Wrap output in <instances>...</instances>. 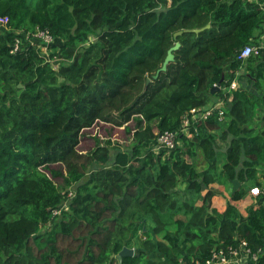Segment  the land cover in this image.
Returning <instances> with one entry per match:
<instances>
[{
	"label": "trees",
	"instance_id": "trees-1",
	"mask_svg": "<svg viewBox=\"0 0 264 264\" xmlns=\"http://www.w3.org/2000/svg\"><path fill=\"white\" fill-rule=\"evenodd\" d=\"M37 28L52 52L27 47ZM261 44L264 0H0V264H120L124 247L122 264H205L244 241L259 253L247 264H264V197L251 194L264 191V49L239 59ZM219 102L222 118L182 134L191 109ZM133 114L131 149L79 151L84 131ZM165 132L178 143L164 158ZM213 186L230 193L223 212ZM247 199L244 216L233 204Z\"/></svg>",
	"mask_w": 264,
	"mask_h": 264
},
{
	"label": "built area",
	"instance_id": "built-area-1",
	"mask_svg": "<svg viewBox=\"0 0 264 264\" xmlns=\"http://www.w3.org/2000/svg\"><path fill=\"white\" fill-rule=\"evenodd\" d=\"M257 1V0H255ZM28 40L30 42L29 46L37 47L42 50L43 46H46L48 50H50L51 46H53V36L47 30H42L37 28L34 32L28 34ZM20 48L19 41L17 42L15 49L13 52L18 51ZM264 49V44L260 46H245L239 54L240 60H245L249 58L251 55L258 54L260 49ZM43 51V50H42ZM44 52V51H43ZM46 53V52H44ZM49 53V52H48ZM238 87V82L235 80L231 84V89H236ZM224 102H219L215 105H209L207 107L202 108H193L188 114L184 117L183 120V128L182 134L187 138H192V128L195 123L199 121H204L209 118H212L217 112L222 118L224 114ZM178 143L177 133L174 132H165L158 134L156 138V142L153 146V151L159 155L169 154L173 151ZM251 194L254 197L263 196L264 191L260 188L256 187L251 190ZM72 196V193H70ZM66 208V204L61 206V210ZM57 214V212H55ZM59 214V213H58ZM261 252V250L259 251ZM259 258V253H252L249 249L247 242H242L236 249H232L230 252L225 253L224 250L215 251L211 260H208L205 264H247L248 262L257 261ZM192 264H203L199 261Z\"/></svg>",
	"mask_w": 264,
	"mask_h": 264
},
{
	"label": "rangeland",
	"instance_id": "rangeland-1",
	"mask_svg": "<svg viewBox=\"0 0 264 264\" xmlns=\"http://www.w3.org/2000/svg\"><path fill=\"white\" fill-rule=\"evenodd\" d=\"M42 50L44 52H46V53L52 52V48H50V50H48V48L46 46H43ZM165 72H167V71H165ZM172 78H173V76L171 75V78H169V80H171ZM153 80L155 81L154 77L150 79L149 86L152 84V81ZM169 80H167V78H165L164 79V83L168 82ZM142 125H144V124L141 121L140 117L137 114H133V115H131L129 117L128 122L122 128H113V129L110 128V129H107V128H104L101 125L95 126L94 128L89 129V130H86V131L83 132L81 144L79 146V151L80 152H84V153L85 152L86 153L87 152H91L92 150H94L97 147L98 142H100V141H107V140L108 141H111L112 146L115 147V148L122 149L124 151L129 150L134 145V141H133V134H134V132L137 129H139ZM167 155L168 154H162L160 156H162V157L165 158ZM188 161H190V160H188ZM210 164H212V163H209V166H210ZM53 168L59 169L60 171H63V173L65 174V171H64L63 168H61L59 166H55ZM44 171L48 175H50L49 170H44ZM52 179L56 182V184L62 190L66 189L64 187V180H63V178H54V177H52ZM180 188L183 189L184 186L181 185ZM213 188H215V187L213 186ZM228 194H230V193L228 192ZM234 204L238 205L239 203H234ZM241 209H242L241 210L242 214L244 216H246L247 206H243L242 205V208ZM135 242H137V241L135 240ZM132 246L133 247L134 246L137 247L138 245L136 243H134V244H132ZM183 264H185V263H183Z\"/></svg>",
	"mask_w": 264,
	"mask_h": 264
},
{
	"label": "water",
	"instance_id": "water-1",
	"mask_svg": "<svg viewBox=\"0 0 264 264\" xmlns=\"http://www.w3.org/2000/svg\"><path fill=\"white\" fill-rule=\"evenodd\" d=\"M209 27L210 26L208 25L207 28H209ZM202 30H204V29H195L194 32L195 33H199ZM182 34H183V31H180V32L176 33L174 35L175 39L178 36L182 35ZM179 48H180V43H176V45L174 47H172L171 49L168 50L167 56H166V58L164 60V63L162 65V67L157 71L155 76H153L155 80L158 79V77L160 76V74L162 72L167 71L168 66L170 65V63L175 61L174 51H177ZM147 82H148V85H149L150 79H148ZM19 87H22V86L19 85ZM218 88L219 87L215 86L213 90H216ZM233 184H234V189H237L239 187V185H240V183L238 181H234ZM134 255H135V250L134 249L128 248V247H124L123 250L120 252V254L118 256L112 255L111 258L114 259L115 257H117V259L120 261V264H122L123 258H125V257H133Z\"/></svg>",
	"mask_w": 264,
	"mask_h": 264
},
{
	"label": "crops",
	"instance_id": "crops-1",
	"mask_svg": "<svg viewBox=\"0 0 264 264\" xmlns=\"http://www.w3.org/2000/svg\"><path fill=\"white\" fill-rule=\"evenodd\" d=\"M216 192H219V193H217V195L213 198L214 207L217 208L220 212H223L226 210V208L230 202V196L228 194L229 191L226 190L223 186H216ZM253 201H254L253 199H247V200L239 203L238 208L240 209V211L242 210L241 209L242 205L247 206V208H248ZM233 205H235V204H233Z\"/></svg>",
	"mask_w": 264,
	"mask_h": 264
}]
</instances>
